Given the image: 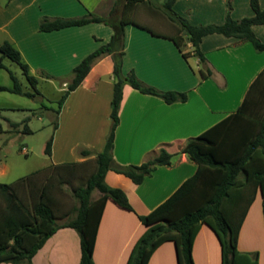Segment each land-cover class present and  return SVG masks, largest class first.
I'll use <instances>...</instances> for the list:
<instances>
[{
  "label": "crops",
  "instance_id": "0c3cea01",
  "mask_svg": "<svg viewBox=\"0 0 264 264\" xmlns=\"http://www.w3.org/2000/svg\"><path fill=\"white\" fill-rule=\"evenodd\" d=\"M225 1L178 0L173 10L192 25H220L225 17ZM258 1L264 8V0ZM232 3V19L251 16L248 0ZM116 5L117 0H0V44H13L32 76L38 74L46 81L50 76L69 77V81L61 82L63 92L74 67L107 43L112 32L103 24L89 23L45 33L39 31L40 22L45 18L79 19L87 14L108 18ZM252 31L264 43V25L253 26ZM153 32L156 35L134 25L124 27L123 75L132 72L148 87L185 93L187 98L185 102L166 104L125 84L112 158L121 166L140 165L162 148L171 154V164L157 167L139 185L112 171L106 173L105 183L121 190L133 211L123 210L110 200L105 202L92 253L94 264H126L135 241L145 230L137 217L161 204L195 171V164L181 152L185 142L235 112L264 69V52H256L250 43L218 34L204 36L199 43L206 59L202 64L192 56V46L183 34L181 52L190 54L187 59L170 40L177 33ZM112 70L110 55L96 57L81 84L67 96L57 116L51 165L92 162L102 151L110 127ZM204 70L211 73L206 79L201 77ZM81 151L90 155L82 156ZM75 233L70 228L58 229L33 256L32 263L79 264V237ZM237 251L256 253L257 264H264V217L259 192L239 229ZM191 257L193 264H220L218 240L205 225L194 238ZM147 264H176L173 243L161 244Z\"/></svg>",
  "mask_w": 264,
  "mask_h": 264
},
{
  "label": "trees",
  "instance_id": "16d2710c",
  "mask_svg": "<svg viewBox=\"0 0 264 264\" xmlns=\"http://www.w3.org/2000/svg\"><path fill=\"white\" fill-rule=\"evenodd\" d=\"M11 1V0H6ZM178 0H164L161 8L177 36L170 40L181 52L186 36L192 46L191 54L200 63L206 59L199 49L204 36L218 34L234 38L238 42L250 43L253 49L264 52L262 43L253 33V26L264 25V8L258 0H248L251 16L234 20L230 16L231 5L225 1V17L220 25H192L173 10ZM147 0H125L123 10L138 4H148ZM113 15V12H112ZM99 18L87 14L79 19H43L39 24L40 32H52L69 27H79L89 23H100L112 28L109 41L86 56L72 70V78L66 85L54 111L52 129L57 128V116L67 96L74 91L89 72L91 62L102 54L111 56L113 62V87L110 102V127L102 151L95 155L92 162L62 163L49 165L20 177L9 184H0V264H32V258L58 229H73L79 237V264H94L92 253L101 214L107 200L119 208L132 212L125 194L109 187L105 181L108 171L122 175L133 184H141L151 176L157 167H169L171 154L160 148L140 165L121 166L114 162L112 149L114 132L118 126V110L125 84L141 94L161 99L166 104L185 102L186 94L162 92L140 82L130 72L122 73L124 27L134 25L151 35L148 28L120 16L117 20ZM183 59L190 54L181 52ZM16 64L22 81L7 69L3 60ZM0 69L5 70L11 80L10 87L0 86V93L7 92L26 98H35L39 92L37 81L21 54L13 44L4 41L0 44ZM209 70L201 72L202 79L210 76ZM50 79L49 76H45ZM264 69L248 87L240 106L235 112L201 133L188 139L181 152L186 154L196 168L193 174L161 204L147 215L138 216L145 227L135 241L126 264H147L153 252L163 243L172 242L175 248L176 264H193L191 250L194 238L201 225L207 226L215 235L220 246V264H257V254H243L237 251L239 229L247 210L259 192L262 215L264 217ZM29 118L20 123H11L13 128L23 126L21 134H31L27 126ZM2 127L0 125V133ZM53 135L44 147V154L50 156ZM82 156L90 152L81 151ZM91 163L95 165L83 183L72 188V196L78 206L74 209L72 220L58 225L59 219L54 211V193L62 191L63 185L81 178L83 171ZM99 196L91 200V194ZM63 216L62 218H64Z\"/></svg>",
  "mask_w": 264,
  "mask_h": 264
},
{
  "label": "rangeland",
  "instance_id": "374dc122",
  "mask_svg": "<svg viewBox=\"0 0 264 264\" xmlns=\"http://www.w3.org/2000/svg\"><path fill=\"white\" fill-rule=\"evenodd\" d=\"M147 1H149L147 5L138 4L132 6L129 10H123L125 0H117V5L113 9V15L110 14L112 15L110 18L111 20H117L120 16H123L124 19L131 20L151 31L176 34V27L170 23L167 16L162 12L161 5L164 0ZM232 1L229 0L231 5L230 16L234 8ZM237 1L239 2V0ZM103 25L112 32L109 25ZM3 63L22 81V86L26 87L25 81L20 76L18 66L7 59H4ZM189 65L192 69L194 68L192 60H190ZM34 77L39 79L36 87L39 94L35 98L30 99L7 92L0 93V125L2 127L0 133V184L12 183L35 170L51 165L53 161L50 156L45 155L43 152L46 142L55 132L52 129L55 113L49 109L56 108V101L62 94L60 90L61 82L69 77L53 78L54 76H50L51 79L48 81L38 74ZM11 85L7 72L0 69V86L10 87ZM260 113H264V108H261ZM26 118H29L27 126L31 134H21L20 130L23 126L18 128L11 126V123H20ZM94 169L95 165L91 163L85 168L81 178L71 180L70 184L63 185L62 191L54 193L56 200L54 211L59 218L56 224L61 225L74 218V209L78 206V203L72 196V188L83 183L87 176L94 172ZM98 196V192L93 191L91 200H95ZM63 216L65 217L62 218Z\"/></svg>",
  "mask_w": 264,
  "mask_h": 264
}]
</instances>
